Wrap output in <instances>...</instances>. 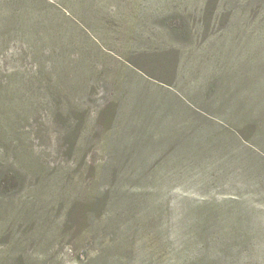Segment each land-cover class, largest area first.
<instances>
[{"label":"rangeland","instance_id":"rangeland-1","mask_svg":"<svg viewBox=\"0 0 264 264\" xmlns=\"http://www.w3.org/2000/svg\"><path fill=\"white\" fill-rule=\"evenodd\" d=\"M263 178L264 0H0V264H264Z\"/></svg>","mask_w":264,"mask_h":264},{"label":"trees","instance_id":"trees-1","mask_svg":"<svg viewBox=\"0 0 264 264\" xmlns=\"http://www.w3.org/2000/svg\"><path fill=\"white\" fill-rule=\"evenodd\" d=\"M213 205L215 206V208L217 209V211H222L219 208L220 205H218V204L217 205L216 204H213ZM209 213H210L209 218H208V214L203 215L201 212H199L197 214V216H195L194 225H193V238L194 239L198 240V238H200V236L201 237H205L207 235L206 233L209 230H208V228H207L206 225L209 224V219H212V218L216 217V211L215 212L214 211H212V212L209 211ZM218 216L220 218L222 217L221 214H219V215L217 214V217ZM207 219H208V221H207ZM242 222H243V220L240 219V222L238 224H236L235 226H233V223H228L226 221L219 223V225L217 223H215L214 226L216 227V230L215 231H212V234H215V236L217 237V239H219L218 241L222 243V242L225 241L226 236L228 234H233L235 232V230H237L242 225ZM223 225H224V228L222 227ZM181 264H214V263H211V262L206 263L203 260V258H201V255H198L197 254V256L196 255L192 256V259L188 260L187 263L181 261ZM216 264H224V263L218 262Z\"/></svg>","mask_w":264,"mask_h":264}]
</instances>
